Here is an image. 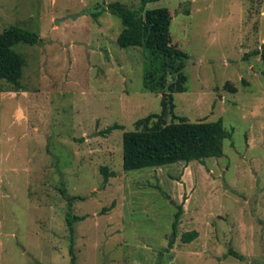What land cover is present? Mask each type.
Wrapping results in <instances>:
<instances>
[{"label": "rangeland", "instance_id": "374dc122", "mask_svg": "<svg viewBox=\"0 0 264 264\" xmlns=\"http://www.w3.org/2000/svg\"><path fill=\"white\" fill-rule=\"evenodd\" d=\"M115 1L170 10L171 42L190 56L186 91L173 77L144 88V47L118 44V15H92ZM12 24L43 42L14 47L21 88L0 80V264H72L69 214L84 216L76 264H264V0H0V33ZM154 113L221 120L223 154L125 170L124 133ZM103 165L117 173L105 187Z\"/></svg>", "mask_w": 264, "mask_h": 264}, {"label": "trees", "instance_id": "16d2710c", "mask_svg": "<svg viewBox=\"0 0 264 264\" xmlns=\"http://www.w3.org/2000/svg\"><path fill=\"white\" fill-rule=\"evenodd\" d=\"M147 0H143V5ZM143 9V7H142ZM105 11L118 15L123 22L124 29L119 34L117 42L121 47L143 46L146 54L144 88L152 92H163L168 87L169 77H173L174 84H169L177 91L187 90L188 77L185 73L189 53L171 42L170 26L172 14L167 7L147 9L142 15L141 10H133L119 1L105 3L92 11V15L99 17ZM43 39L41 34L21 25L12 24L0 33V80L4 79L21 88L26 58L14 47L19 43L39 44ZM255 54L260 53L258 50ZM251 54H246L245 57ZM264 55V51H263ZM226 87L237 91V87L227 83ZM169 101L174 109V96L169 94L163 100L166 108ZM153 118L158 120L143 130L126 131L123 135V167L125 170H136L147 167H160L176 162H191L223 154V139L229 135L221 120L215 122H190L185 118L180 121L165 123L160 114L154 113L143 119L148 123ZM121 128L116 123L108 127L107 132ZM104 177L103 187L110 177L116 176L114 170L107 165L101 166ZM74 197H68L72 200ZM182 207L176 212L173 223L172 238L169 242L173 246L178 234V223ZM84 219V216L70 214L67 217L71 233L72 264H76L75 251V223ZM199 236L197 230L187 231L181 239L185 243L192 242ZM230 253L243 260L244 256L231 250Z\"/></svg>", "mask_w": 264, "mask_h": 264}]
</instances>
